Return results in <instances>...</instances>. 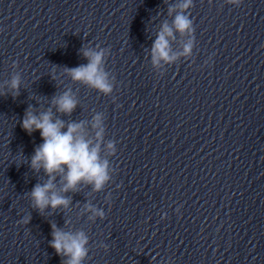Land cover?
<instances>
[{
	"label": "water",
	"instance_id": "obj_1",
	"mask_svg": "<svg viewBox=\"0 0 264 264\" xmlns=\"http://www.w3.org/2000/svg\"><path fill=\"white\" fill-rule=\"evenodd\" d=\"M175 2L0 0V84L23 80L19 97L0 96V264H61L53 222L88 234L85 264H264V0H194L192 56L157 70L150 50ZM89 45L111 50V96L62 75ZM68 88L80 104L61 118L106 115L114 172L41 215L26 193L47 179L28 164L43 139L21 122ZM88 202L106 218L90 221Z\"/></svg>",
	"mask_w": 264,
	"mask_h": 264
},
{
	"label": "clouds",
	"instance_id": "obj_2",
	"mask_svg": "<svg viewBox=\"0 0 264 264\" xmlns=\"http://www.w3.org/2000/svg\"><path fill=\"white\" fill-rule=\"evenodd\" d=\"M226 3L239 7L243 0H226ZM193 7L194 0H176L175 3L168 4L167 16L171 19L162 20L150 50L155 69L192 56L196 43L190 12ZM178 39L182 40L181 50L175 51L172 45ZM110 51L100 45L83 46L80 52L87 63L73 68L64 67L62 75L103 95L111 96L116 87V78L105 66ZM12 67L18 69L19 63L13 61ZM52 79L56 80L57 77L52 76ZM22 83L21 73L15 71L10 80L0 84V96L19 97ZM79 104L77 95L68 88L55 94L46 110L37 111L35 106L29 104L22 119L23 130L29 135L39 131L43 139V143L35 148L34 154L28 159V164L34 173L43 172L47 179L43 183L38 182L26 193L32 202V209L38 210L41 215L48 209L53 212L70 209L72 197L68 193L80 192L82 186H90L94 193H99L112 180L114 169L109 157L116 155L117 147L114 140H105L106 115L96 112L91 120L80 121H65L61 118L71 116ZM84 212L89 213L90 221L106 218L105 211L91 202L84 205ZM31 219L30 213L17 223L28 225ZM162 219H167V214ZM69 223V220L65 221L66 225ZM51 228L52 240L49 244L61 257V264H85L90 251L88 234L83 229L65 230L55 222L51 224ZM102 247L107 250L108 246Z\"/></svg>",
	"mask_w": 264,
	"mask_h": 264
}]
</instances>
